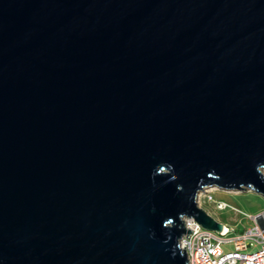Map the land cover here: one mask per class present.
<instances>
[{
  "label": "water",
  "instance_id": "water-1",
  "mask_svg": "<svg viewBox=\"0 0 264 264\" xmlns=\"http://www.w3.org/2000/svg\"><path fill=\"white\" fill-rule=\"evenodd\" d=\"M263 170L264 0H0V264H188Z\"/></svg>",
  "mask_w": 264,
  "mask_h": 264
},
{
  "label": "built area",
  "instance_id": "built-area-1",
  "mask_svg": "<svg viewBox=\"0 0 264 264\" xmlns=\"http://www.w3.org/2000/svg\"><path fill=\"white\" fill-rule=\"evenodd\" d=\"M264 174V173H263ZM217 187L205 189L198 195V206L202 208V199L213 202L218 210L230 208L222 201H215L212 192ZM253 187H244V190H251ZM227 192L241 190H225ZM237 213L240 211L231 207ZM208 214V213H207ZM255 222L250 229L229 236L235 230L227 225H222L220 231L205 229L193 218L184 217L183 223L186 233L180 238V247L187 257L188 264H264V212L256 215H247ZM218 222V221H217ZM233 245V250H224V245ZM250 247H256V251H249Z\"/></svg>",
  "mask_w": 264,
  "mask_h": 264
},
{
  "label": "rangeland",
  "instance_id": "rangeland-1",
  "mask_svg": "<svg viewBox=\"0 0 264 264\" xmlns=\"http://www.w3.org/2000/svg\"><path fill=\"white\" fill-rule=\"evenodd\" d=\"M215 201H222L229 205L230 208L225 210H218L213 202L202 199V209L213 217L216 221L227 225L235 232L230 233L229 236L242 232L245 229H250L255 225L247 215H256L264 212V196L254 189L227 192L222 189H217L212 192ZM237 208L240 213L231 209ZM224 250H233V245H224ZM256 247H250L249 251H256Z\"/></svg>",
  "mask_w": 264,
  "mask_h": 264
},
{
  "label": "bare ground",
  "instance_id": "bare-ground-1",
  "mask_svg": "<svg viewBox=\"0 0 264 264\" xmlns=\"http://www.w3.org/2000/svg\"><path fill=\"white\" fill-rule=\"evenodd\" d=\"M262 172L264 173V170Z\"/></svg>",
  "mask_w": 264,
  "mask_h": 264
}]
</instances>
